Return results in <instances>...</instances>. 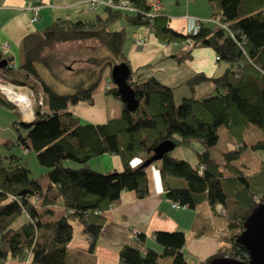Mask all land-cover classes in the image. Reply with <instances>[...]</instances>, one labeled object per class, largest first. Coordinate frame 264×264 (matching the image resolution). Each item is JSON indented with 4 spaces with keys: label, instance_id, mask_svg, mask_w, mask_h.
Listing matches in <instances>:
<instances>
[{
    "label": "trees",
    "instance_id": "trees-1",
    "mask_svg": "<svg viewBox=\"0 0 264 264\" xmlns=\"http://www.w3.org/2000/svg\"><path fill=\"white\" fill-rule=\"evenodd\" d=\"M131 1L134 11L104 7L103 13L92 19L57 18L43 29L24 35L18 46L17 64L11 55L5 56L8 65L0 67L2 78L43 92V104L35 107L33 119L21 118L13 125L18 132L17 143L28 152L33 150L39 163L47 168L49 183L44 186L20 156L0 152V264L8 258L30 260L31 264H69L67 245L76 222L84 227L93 252L106 221L104 212L111 207L118 189L132 190L138 198L149 194L147 166L134 165L133 160L145 161L165 140L172 141L175 147L194 142L204 147L197 150L194 164L174 157L170 151L154 161L159 163L165 196L190 209L207 202L214 213L220 205L227 222L226 234L213 255L190 263L183 252L185 232L157 230L154 236L162 246L160 253L152 248L142 252L135 245L125 244L120 248L118 264H164V260H170L169 264H208L219 256L249 263L248 250L237 242V237L252 210L264 202V161L253 173H246L236 161L248 147L264 151V139L251 145L244 141L250 124L264 130V0H209L212 18L220 19L218 27L199 20L200 27L194 33L175 29L162 9L150 14L148 0ZM120 20L124 21L121 29H110ZM138 26H147L164 44L191 39L194 47H211L217 61L227 66L218 76L201 71L190 75L180 86H186L192 95L177 103L179 86L145 76L140 70L149 64L133 70L127 61V28ZM89 39H95L110 53L100 75L108 67L111 76L115 64L128 63V81L139 100V106L130 111L117 87L109 86L107 93L121 100L122 111L118 117L97 124L81 122L68 106L92 102L101 76L87 87L59 93L36 68L58 43ZM186 57L190 52L178 60ZM204 83H212V91L195 96V89ZM0 104L14 109L1 94ZM221 126L237 141L236 148L223 153L222 163L210 152L218 142ZM105 152L120 157L121 172H101L90 167V159ZM67 160L80 166H68ZM52 185L55 192L50 194ZM23 215L27 220L14 226ZM137 241L145 242V235L138 234Z\"/></svg>",
    "mask_w": 264,
    "mask_h": 264
},
{
    "label": "crops",
    "instance_id": "crops-1",
    "mask_svg": "<svg viewBox=\"0 0 264 264\" xmlns=\"http://www.w3.org/2000/svg\"><path fill=\"white\" fill-rule=\"evenodd\" d=\"M43 1L46 5L42 6L38 11V19L32 21L34 12L27 8L29 0H0V43L9 44L10 53L13 58L14 51L18 50L21 39L29 31L43 29L57 18H71L74 20L92 19L104 11L103 8L90 9L87 0ZM195 1L197 2L193 4V9L199 0ZM191 3L188 2L189 8L191 7ZM198 9L190 15H177L172 13L173 9H165L162 2V10L170 17L171 25L175 29L187 33H194V31L190 30L192 23H196L197 27L199 20H206L209 17V21H211L215 18L211 17L212 6L209 0H204L203 7L201 9L198 7ZM139 36L145 40L144 45H141V50H138V45L135 44ZM130 38L131 41L128 45L125 44L124 50L131 68L136 70L141 66L149 64L143 67L140 72L145 76H155L166 85L179 86L176 92L186 87L184 85L180 86V84L195 72L201 71L209 76H218L226 68L219 70V61L216 60V54L211 47L196 46L189 48L185 42L164 44L156 38L147 26L131 27ZM186 52H190V57L178 60V57L184 56ZM155 62H160L161 67L159 68L161 69L159 71L162 72L163 77L152 69V64ZM134 66H136L135 69ZM113 84V81L107 84L106 92L107 88L113 86ZM199 87L201 85L195 91ZM189 92V94H192L190 90ZM95 95L96 93L94 92L92 102L87 100L80 101L77 104L69 105L68 110L78 117L85 113L94 112V118L90 120V123L94 124L104 123L108 119L118 117L121 114L122 102L119 109L120 113L112 115L107 107H96ZM10 108L16 115V119L12 122V127L15 128L13 123L15 121L20 122L21 116L12 107ZM1 130L0 143L6 138L4 136H11L12 133L9 127L0 128ZM23 150L29 153L24 148ZM173 156L180 158L177 155ZM143 162L144 160L140 158L133 160L134 165H139ZM65 164L73 167L80 166V164L71 160H67ZM89 165L91 168L101 172L113 170L121 172L123 170L120 157L107 152L91 158ZM146 173L149 183V194L146 197L138 198L134 191L123 188H119L114 194L111 207L104 212L106 221L93 252L89 250V236L85 233L84 227L78 222L74 223L73 236L67 245V263L118 264L120 261V248L125 244L135 245L142 252H145L148 248H152L156 251L159 250L158 252L160 253L162 246L156 242L154 236L157 230L184 231L186 243L183 252L185 258L190 263L203 261L216 252L221 244V239L227 231V222L221 213V206H217L216 213L211 210L207 202L200 204L196 209L184 206L175 207L165 196L159 172V163L152 162L148 165ZM48 183L49 181H46L43 185L48 186ZM54 192L55 186L52 185L49 193L53 194ZM138 234L145 235V242L138 243ZM164 261L166 264L170 263V260ZM1 264H31V262L30 260L22 261L16 258H8Z\"/></svg>",
    "mask_w": 264,
    "mask_h": 264
},
{
    "label": "rangeland",
    "instance_id": "rangeland-1",
    "mask_svg": "<svg viewBox=\"0 0 264 264\" xmlns=\"http://www.w3.org/2000/svg\"><path fill=\"white\" fill-rule=\"evenodd\" d=\"M179 1V2H178ZM165 9H173L172 13L177 15H190L193 11L199 10L203 7L204 0H199L197 5L192 8L195 4V0H162ZM188 2L191 3L189 8ZM104 10V9H103ZM212 14V11H211ZM212 17V16H211ZM209 17L203 20L206 24H210L214 28L218 27L216 20L211 22ZM220 20V19H219ZM215 22V23H214ZM124 25V21H117L110 29H121ZM131 27L127 28L128 34L126 38V45L131 41L130 38ZM190 30L196 32V23L190 25ZM136 44V43H135ZM125 45V46H126ZM138 50H141V46H138ZM194 48V47H193ZM161 51L160 49H158ZM164 50V49H163ZM109 51L106 47L101 45L95 39H89L77 42H67L58 43L54 48L50 49L46 55L48 59L43 63H37L36 68L41 75V77L53 85L54 89L59 93H72L76 91L79 87H87L90 84L96 82L100 77V82L95 89V105L96 107H107L108 111L112 115H118L120 112L119 101L114 95L106 92V86L112 83L111 76L109 74L110 69L108 67L102 71L100 75V68L109 56ZM14 61L17 64L19 62V51H14ZM160 62H155L152 64V69L158 72V75L163 77L162 72L159 71ZM164 65V64H163ZM165 66V65H164ZM227 64L224 61H219V70L224 69ZM136 66H134V69ZM163 68V66H162ZM169 68V67H168ZM166 70V69H165ZM169 70V69H168ZM167 70V71H168ZM3 77L2 75H0ZM213 84L207 83L206 85H201L195 92V96L203 95L207 92H211L213 89ZM188 88L180 89L176 92V101L179 103L184 97V95L189 94ZM7 109V110H5ZM81 122H87L93 120L94 112L85 113L79 116ZM16 119V115L12 112V109L5 104H0V128L4 129L9 127L12 131L11 136H4L3 142L0 143V152L3 155L16 154L21 157L22 162L28 165L32 170L34 176L39 177L41 182L44 184L48 181L46 175L47 168L41 165L36 157V153L30 150L29 153L25 152L23 148L17 143L18 132L14 127H12V122ZM12 127V128H11ZM21 133H25V130L20 127ZM2 132V130L0 131ZM8 132V131H7ZM13 134V135H12ZM219 139L218 142L210 148L211 155L220 163L223 162V153L236 148L237 141L235 138L231 137L224 126H221L218 130ZM6 135V133H4ZM264 139V130L255 124H250L245 133L244 141L251 145L257 141ZM9 141L7 144L6 142ZM203 145L194 142L191 146L178 145L172 151V155H177L181 159L188 160L192 163L197 161V150L203 149ZM264 161V151L263 150H252L250 147L246 148L239 160L236 163L242 167L246 173H253L257 171ZM26 216L23 215L17 219L14 226H18L26 220ZM157 245V244H156ZM155 246V245H154ZM159 246V245H157ZM160 247V246H159ZM158 247V248H159ZM159 251V250H158ZM171 259V258H170ZM161 261L160 263H162ZM166 264V262H163Z\"/></svg>",
    "mask_w": 264,
    "mask_h": 264
},
{
    "label": "water",
    "instance_id": "water-1",
    "mask_svg": "<svg viewBox=\"0 0 264 264\" xmlns=\"http://www.w3.org/2000/svg\"><path fill=\"white\" fill-rule=\"evenodd\" d=\"M7 65L8 59L2 57L0 53V67L5 68ZM130 73V66L126 62L115 64L111 69V77L119 96L127 108L134 111L139 106V100L128 81ZM174 148L175 144L172 141H162L153 149V154L143 162V165L148 166L161 159ZM237 242L247 248L249 263L237 258L219 256L211 259L208 264H264V202L259 203L246 218Z\"/></svg>",
    "mask_w": 264,
    "mask_h": 264
},
{
    "label": "built area",
    "instance_id": "built-area-1",
    "mask_svg": "<svg viewBox=\"0 0 264 264\" xmlns=\"http://www.w3.org/2000/svg\"><path fill=\"white\" fill-rule=\"evenodd\" d=\"M89 3V8L92 10L111 7L114 9H129L134 11V7L131 0H87ZM150 6V14H155L160 12L162 9L161 0H148ZM46 5L43 0H29L27 8L34 12L32 21L38 19V11L42 6ZM217 19V18H216ZM215 21V20H211ZM219 24V19L216 20ZM200 27V22L198 21L197 28ZM145 40L142 37H137L136 45H144ZM189 48L194 47V42L189 39L185 41ZM0 53L2 57L11 55L8 43H0ZM218 57L216 56V60ZM0 94L8 101L17 111L21 118L25 121H31L34 117V109L38 104H43V92H36L33 88L28 85H19L10 80H6L0 76ZM202 169V167L200 168ZM175 207H180L178 203H172Z\"/></svg>",
    "mask_w": 264,
    "mask_h": 264
}]
</instances>
